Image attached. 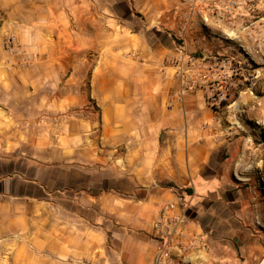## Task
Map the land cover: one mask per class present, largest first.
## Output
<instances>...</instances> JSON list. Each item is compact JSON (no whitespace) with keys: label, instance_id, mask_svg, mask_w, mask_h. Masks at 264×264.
Here are the masks:
<instances>
[{"label":"crops","instance_id":"0c3cea01","mask_svg":"<svg viewBox=\"0 0 264 264\" xmlns=\"http://www.w3.org/2000/svg\"><path fill=\"white\" fill-rule=\"evenodd\" d=\"M195 1L113 0L88 31L83 0H0V264H155L169 203L177 263L228 260L198 251L231 234L236 145L205 100L231 49L201 29L230 30Z\"/></svg>","mask_w":264,"mask_h":264},{"label":"rangeland","instance_id":"374dc122","mask_svg":"<svg viewBox=\"0 0 264 264\" xmlns=\"http://www.w3.org/2000/svg\"><path fill=\"white\" fill-rule=\"evenodd\" d=\"M112 1L83 0V26L88 31L95 30L92 22H86L89 12L112 8ZM247 2V8L255 9L254 13L247 15L236 10L229 15L228 0H207L210 13L230 31L228 34L215 32L207 26L201 29L205 36L219 39L231 49L230 56H215L217 61L227 62L229 72L211 85L205 96L208 106L217 112L218 121L230 130L231 142L236 145L233 153L224 157L228 158L227 164L234 172L230 196L235 199L229 205L233 214L231 225L221 227L220 232L223 233L224 228L225 233L230 231L231 234H222L225 238L212 242L208 251H198L230 253L224 264H264V167L256 170L257 161H264V77L260 76L264 72V0ZM195 3L194 0L193 9ZM232 32L242 34L247 41L243 43ZM87 35L90 37L89 33ZM8 39H15L21 46L15 35H9L5 42ZM83 41H86L85 37ZM249 48L252 53L247 52ZM194 81L188 80V83ZM247 143L248 148H244ZM238 155H241L240 162L235 161Z\"/></svg>","mask_w":264,"mask_h":264},{"label":"built area","instance_id":"2783aa9c","mask_svg":"<svg viewBox=\"0 0 264 264\" xmlns=\"http://www.w3.org/2000/svg\"><path fill=\"white\" fill-rule=\"evenodd\" d=\"M248 0H228L227 13L232 15V12L236 10H242L247 15L254 13L255 9L247 8ZM189 5L194 0H187ZM193 13V11H191ZM6 50L11 56H18L21 61L25 62L24 55L22 54L21 47L18 45L15 39H8L5 42ZM176 73L183 75L185 73L182 65L176 66ZM185 79H182L183 83ZM187 82H185L186 84ZM192 86H196L197 82L191 83ZM190 85V86H191ZM183 215L176 210L175 203L167 204L160 212L154 228L153 235L159 243V253H157L155 264H179L172 257V250L178 245L180 239L183 237ZM202 250L207 249V245L200 244Z\"/></svg>","mask_w":264,"mask_h":264},{"label":"bare ground","instance_id":"6f19581e","mask_svg":"<svg viewBox=\"0 0 264 264\" xmlns=\"http://www.w3.org/2000/svg\"><path fill=\"white\" fill-rule=\"evenodd\" d=\"M247 52L252 53V50L249 48ZM239 177H240V176H239Z\"/></svg>","mask_w":264,"mask_h":264},{"label":"trees","instance_id":"16d2710c","mask_svg":"<svg viewBox=\"0 0 264 264\" xmlns=\"http://www.w3.org/2000/svg\"><path fill=\"white\" fill-rule=\"evenodd\" d=\"M223 106H225V105H223Z\"/></svg>","mask_w":264,"mask_h":264}]
</instances>
